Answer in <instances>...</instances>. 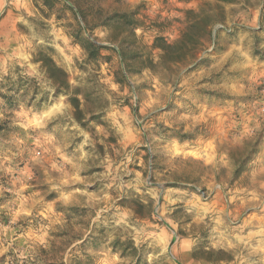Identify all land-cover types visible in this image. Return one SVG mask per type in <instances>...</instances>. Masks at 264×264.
Segmentation results:
<instances>
[{
  "label": "rangeland",
  "instance_id": "374dc122",
  "mask_svg": "<svg viewBox=\"0 0 264 264\" xmlns=\"http://www.w3.org/2000/svg\"><path fill=\"white\" fill-rule=\"evenodd\" d=\"M206 2L0 0V264H264V0L222 3L171 76L135 57L158 61L155 37ZM40 53L80 88L85 125Z\"/></svg>",
  "mask_w": 264,
  "mask_h": 264
},
{
  "label": "trees",
  "instance_id": "16d2710c",
  "mask_svg": "<svg viewBox=\"0 0 264 264\" xmlns=\"http://www.w3.org/2000/svg\"><path fill=\"white\" fill-rule=\"evenodd\" d=\"M208 1L212 0H207V2L200 7L199 12H196L194 9L186 11V23L177 39L170 41L165 36L158 35L155 37L152 49L160 51L158 54V61L153 59L152 53H148L146 57L142 53L135 55V57L141 60L140 62L143 64L144 68L149 69L153 73L165 71L168 73V76H171L178 66L195 63L200 47H202L204 43L211 38V29L213 25L219 21V13L223 12V6L221 4L238 2V0H213L216 2V4L213 5ZM134 15V12H131L130 14H123L125 17H123V22L124 24L130 26V28H132L135 32V30L138 27L143 26V24L139 20L134 19ZM104 48L106 47L91 41H89L88 45L85 46L88 57L92 56L94 59L101 56V52ZM36 60L37 62H41V67L46 73L51 86L54 88L53 96L57 97L59 94L68 96L69 102L75 109L76 119L78 122L85 125V121L83 120H85L88 110H86V106L82 108V102L79 98V95L82 94L80 88H74L72 86L68 73L62 67L58 66L54 59L48 54L40 53ZM128 70H130V67ZM122 75L126 77L125 74L122 73ZM83 96H85V100L88 98L84 93ZM48 98L49 95L47 96V94H45L41 100L45 102ZM248 145L251 147H249L248 150L246 148L241 158L235 161V177L242 173L252 155L255 154V150L253 149L251 142H249ZM133 202L134 203L129 202V204L138 215L142 214L141 211L143 209H148V212L153 214L151 202L148 204H144L139 200H135ZM207 253L211 254L216 252L209 251L205 253L204 251V253H202V251L196 250L193 253V256L196 259L212 262L230 260L229 257H226L227 253L224 251H219L217 256L214 257H211V255H205Z\"/></svg>",
  "mask_w": 264,
  "mask_h": 264
},
{
  "label": "clouds",
  "instance_id": "9594fccd",
  "mask_svg": "<svg viewBox=\"0 0 264 264\" xmlns=\"http://www.w3.org/2000/svg\"><path fill=\"white\" fill-rule=\"evenodd\" d=\"M103 211V210H102Z\"/></svg>",
  "mask_w": 264,
  "mask_h": 264
}]
</instances>
